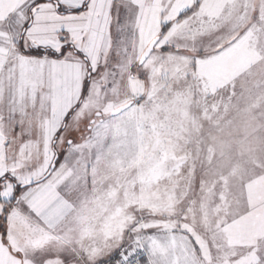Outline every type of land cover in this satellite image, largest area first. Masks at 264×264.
Wrapping results in <instances>:
<instances>
[{
    "label": "snow or ice",
    "instance_id": "6c2138e0",
    "mask_svg": "<svg viewBox=\"0 0 264 264\" xmlns=\"http://www.w3.org/2000/svg\"><path fill=\"white\" fill-rule=\"evenodd\" d=\"M0 264H264V0H0Z\"/></svg>",
    "mask_w": 264,
    "mask_h": 264
}]
</instances>
